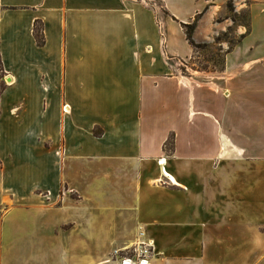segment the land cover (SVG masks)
<instances>
[{
    "label": "crops",
    "instance_id": "1",
    "mask_svg": "<svg viewBox=\"0 0 264 264\" xmlns=\"http://www.w3.org/2000/svg\"><path fill=\"white\" fill-rule=\"evenodd\" d=\"M228 1L0 0L41 173L0 178V264H122L139 242L147 264H264V0H233L220 69L173 62L197 54L181 23L210 45Z\"/></svg>",
    "mask_w": 264,
    "mask_h": 264
},
{
    "label": "rangeland",
    "instance_id": "2",
    "mask_svg": "<svg viewBox=\"0 0 264 264\" xmlns=\"http://www.w3.org/2000/svg\"><path fill=\"white\" fill-rule=\"evenodd\" d=\"M161 11L163 12V10ZM236 14L235 23L247 21L246 9ZM233 16L234 14H230L226 8L225 17L229 22L228 27L217 35V39L213 43L207 44L205 48L195 49L197 54L185 66L179 60H173L181 73L188 74L193 69L210 71L221 68L225 51L231 46L232 42L236 41L232 33V25L234 23L231 19ZM219 19H222V17ZM221 42L224 46L219 44ZM3 61L4 58L0 56V178L39 177L41 176L39 170L40 162L37 161L39 146L26 143V139L20 136L21 131L15 129L18 123L20 125L24 123L22 119L25 117L34 116L36 113V117L38 116L39 101L38 104L33 105L30 99H38L39 89L7 88L11 86V83L8 79V74L4 70ZM17 80L19 79L16 78L12 83ZM19 81L21 82V80ZM9 114L14 116L13 119ZM13 124L15 125L14 127H12ZM24 163L26 164L25 166Z\"/></svg>",
    "mask_w": 264,
    "mask_h": 264
},
{
    "label": "trees",
    "instance_id": "3",
    "mask_svg": "<svg viewBox=\"0 0 264 264\" xmlns=\"http://www.w3.org/2000/svg\"><path fill=\"white\" fill-rule=\"evenodd\" d=\"M226 8L230 14H234V16L232 17L231 20L233 23H235L237 12L235 11V6L233 3V0H229L227 2ZM197 20H198V16H196L192 21H190L188 23H181V26H182L183 31L185 33L186 39H187L188 43L193 47L194 50L197 48L207 47L206 43H197L194 39V31H195ZM33 35H34V38H35L37 45L38 46L43 45L44 39H43L42 25H41V22L38 20L34 21ZM233 43L234 42H232V44ZM232 44L229 47V49L232 47ZM168 141H170V140H168Z\"/></svg>",
    "mask_w": 264,
    "mask_h": 264
},
{
    "label": "built area",
    "instance_id": "4",
    "mask_svg": "<svg viewBox=\"0 0 264 264\" xmlns=\"http://www.w3.org/2000/svg\"><path fill=\"white\" fill-rule=\"evenodd\" d=\"M125 251L130 254L121 259L122 264H127V261L129 264H147L148 257H150L152 253L150 243L146 242H139L133 248ZM116 254L118 255V252H116Z\"/></svg>",
    "mask_w": 264,
    "mask_h": 264
},
{
    "label": "bare ground",
    "instance_id": "5",
    "mask_svg": "<svg viewBox=\"0 0 264 264\" xmlns=\"http://www.w3.org/2000/svg\"><path fill=\"white\" fill-rule=\"evenodd\" d=\"M126 263H127V264H129V262H128V261H127Z\"/></svg>",
    "mask_w": 264,
    "mask_h": 264
}]
</instances>
